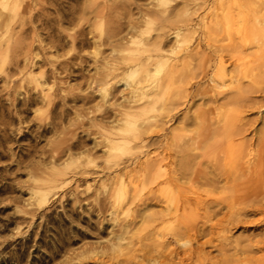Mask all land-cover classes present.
<instances>
[{
    "label": "rangeland",
    "instance_id": "1",
    "mask_svg": "<svg viewBox=\"0 0 264 264\" xmlns=\"http://www.w3.org/2000/svg\"><path fill=\"white\" fill-rule=\"evenodd\" d=\"M164 1L166 3L162 0H27L21 5L17 19L10 20L8 26L0 25V264H122L124 260H131L132 264H159L161 260L156 259L161 256L145 254L163 241L168 242V247L162 262L182 264L180 258L185 250L195 249L209 239L213 243L204 246V256L219 264H229L223 261L225 252L219 250L220 241L232 246L227 252L230 256L235 254L237 244L245 247L264 240L263 212L250 213L241 223L228 225L229 229L227 226V231L221 233L222 227L218 225L219 229L217 223L222 222V214L228 211L226 207L219 218L207 217L213 214V208L209 214L200 210L202 221L194 219L198 216L188 211L181 217L182 221L195 226H202L205 221L209 223L207 227L203 224L206 228L216 223L215 234L200 237L193 233L183 242L174 234L176 227L180 229V216L153 223L154 217L166 212L165 197L179 203L180 199L188 198L195 203L198 199L209 202L214 197L212 200L218 201L223 196V200L235 196L234 190L228 191L225 181L224 186L220 183L221 188L209 194L211 189L195 179L198 176H193L199 159L191 163L195 169L189 175L198 181L189 176L180 181V169L187 166L191 169L186 161L181 165V159L198 153L195 116L200 109L207 112L210 107L199 92L207 89L209 78L198 79L194 83L197 85L189 89L190 98L180 104V69L187 65L192 71H208L209 76L218 70L216 56L220 52L212 47L213 39L224 44L228 36L237 39L239 33L236 26L229 31L214 27V21L221 19L216 18L221 14L217 9L221 4L234 5L236 1ZM1 8L0 4V11ZM96 9H105L108 15L103 20L95 18ZM5 11L12 13L9 7ZM245 12L242 14L237 8L234 14L249 16L252 21L250 9ZM144 13L147 18L142 21ZM131 21H141L139 28H132ZM101 24L106 32L118 37L101 40ZM177 32L189 38L188 51L180 52ZM133 37L143 39L145 48L149 46L154 54L162 49L160 57L164 68L150 67L151 74L156 76L153 80L162 78L170 65L178 71L175 76L179 75L164 89L152 90V99L144 101H136L130 88L142 77L143 70L127 68L124 61L125 66H120L122 58H129L131 50L137 49L128 43ZM190 53L194 55L191 58ZM244 54H249V59L253 60L251 63L244 60L247 66L258 71V75H264V49L251 48ZM226 56L227 71H234L233 61ZM106 62L118 64L121 69L107 71ZM108 72L111 75L105 78L106 82H94ZM256 96L253 95L254 99H261ZM142 108L146 110L145 115ZM123 111L132 113L131 123L138 126L142 137L120 121ZM244 116L247 121H256L257 128L246 138L258 143L263 138L261 135L264 136V107L248 111ZM119 128L124 130L123 136L130 141L131 150H109L106 137L110 132L121 133ZM180 143L182 147L189 145L187 150ZM206 161L203 166L209 162ZM219 162V167L223 166L221 163L225 165ZM148 166L155 171L147 170ZM207 166L211 164L203 168ZM158 169L162 178L153 184L150 182L152 173ZM181 186L184 190L182 188L180 195ZM38 188L51 189L47 204H39L34 197ZM207 219L214 220L208 222ZM222 223L226 227L227 224ZM133 250L139 251L137 257L130 253ZM172 250L179 254L168 253ZM242 257L243 262L232 264H254L252 261L264 258V247ZM200 263L194 257L184 260L183 264Z\"/></svg>",
    "mask_w": 264,
    "mask_h": 264
},
{
    "label": "bare ground",
    "instance_id": "2",
    "mask_svg": "<svg viewBox=\"0 0 264 264\" xmlns=\"http://www.w3.org/2000/svg\"><path fill=\"white\" fill-rule=\"evenodd\" d=\"M162 1H163V3H166L164 0H162ZM235 1L236 2L234 3V5H233V3L227 4V2H226L225 4H221L220 8L217 7L218 8L217 11H220L221 14H217L216 18H218V19L221 18V19L217 20L216 23L214 21V25H215L214 27H217L218 30H219V27H221V29L226 28L224 30L229 31L232 27L236 26L237 27L236 31H237V33H239V35L237 34V36H239L237 39H236V37L235 38L232 37V35L231 36L227 35L229 37L228 41L226 39V41L228 43H226V41L224 40L225 41V42L223 41L224 44H221V42H220V44H218L219 42L216 41V38L213 39V42L211 41L212 45H214L212 47L216 50V52H220V53H218V56H216V57H218V60H217L218 70L214 74L209 76L208 71H192L191 70L192 68L190 69L187 65H185L182 70L180 69V104L182 101L190 98L189 96H191V95H190L189 89L191 86L197 85L194 83L198 79L203 80V79L209 78V79H207V80H209V85L206 87L207 89H205L204 91H199V90L198 91L200 92V95L202 93L205 96V98H206L205 102L210 105L209 108L207 107V109H208L207 112L200 109L198 114H196L197 117L195 116V118H197V120L195 119L196 121L194 120V123L196 122L195 124L196 125L198 124V126H197L198 127V132H197L198 133V137H197L198 142H197V149H195V150H197L198 153L196 155L197 151H195L196 156L193 157L192 154H189L188 156H186V158H182L181 159V165H182V161H186L188 164H191L192 162L195 163L199 159V162L197 161V167H195L196 169L197 168L198 169H197V171L195 170L196 174H193V176L194 177L198 176L195 179H197V178H198V180L200 179L201 182L202 181L204 182L203 185H206L208 188L211 189V192H209V194H212L213 192L219 190L221 188V186H219L220 183L225 181L226 185L227 186L229 185L228 191L230 192L231 189L234 190L235 194L233 192V195H235V196L228 198L227 200H223L225 198V196H223L224 197L223 199H222V197L220 198V200L221 199L223 200L220 203L218 202V201H220L219 198H218V201H215L217 199H215L214 201L212 200L215 197L210 199V201L212 200L211 202L209 201L210 203L208 202V200L200 201L197 197H195V199L197 198L198 201L196 200L195 203H191L188 200V198L185 199L186 197L184 198L185 200L180 199V203L178 200H172L169 197H165L166 201H164V202L167 205L166 212H161L160 215L154 217L153 223H157V222H161V221L164 222L166 220L169 221L172 218H170L169 220L167 218L171 217V216H174V217L180 216V227L178 226V228H180V229H177V227H176V230L174 233L175 237L178 240H180V242H183L187 239L189 240V238H191V235L193 236L194 234L195 235L198 234V235H200V237L201 236L206 237V236L215 234L214 228H215L216 223H214L213 226L211 223V225L209 226L210 228H206L209 225V223L206 224V222L204 221V223L206 224V227H205V225L203 226V224H204L203 223L202 224V226L204 227L203 228L201 225L197 224L195 226L194 224L192 225L191 223H189V221H186V220H185V222L182 221L184 219L182 218V220H181V217L186 216L188 211H190V214H195L198 216V217H196L194 215L195 216V218L193 217L194 219L201 220V216L199 219L200 210H204L205 213H208L213 208L214 209L213 212L211 211L213 214L208 213L209 216H207V215L206 216L208 218L209 217L211 218L210 215H212V216H214L213 218H215V217L219 218V216L222 214L223 210L226 207L228 209V211L224 212L225 215L222 214V217H223L222 222H225V224H227L226 227L224 225H222L223 224L222 222H220L219 224L217 223V226L220 225L222 227V229H220L221 227L218 226V228L220 230H222L221 233L222 232L224 233L225 231H227L228 225H232V226L235 225L236 226L237 224L241 223L243 217H245L246 215L248 216V214L250 215V213H252V214L257 213V212H261V213L263 212L264 213V202H263L264 201V139H263L264 136L261 135L260 138L263 137L262 138L263 140L262 139H260L261 141L258 140L259 141L258 143L253 142L254 141L253 138L251 140H248L247 138H248L249 133L253 130L257 131L256 130L257 129L256 128V121H249V120L247 121V119L246 120L244 119L245 118L244 115L248 111L253 110V112H254L256 109L260 110L261 107L262 108L264 107L263 106V103H264V75H261V76L258 75L257 74L258 71L257 72L253 71V69L249 66L252 69V71H251V69L247 66L246 63L247 62L251 63V61H253V60L249 59V54H247L248 57L245 56V54H244V51H246L247 49H251V48H257L258 50L264 49V4L262 2L264 0H258L259 2L256 0H235ZM25 2H27V0H0V4L2 5V8H3V11H2V8L0 11V25L5 26V25H7V23H10V20L13 21V20L17 19L19 17L18 11L20 10L21 5ZM160 2H161V0H160ZM120 6H118L117 8H119ZM7 7H9L11 9V12H12L11 14L5 13L6 12L5 10L7 9ZM99 7L97 9H99ZM111 7L112 6H110V9H113V7L112 8ZM236 7L241 10L242 14L245 12V11L243 12V10H246L248 8V10L246 11V12H248L250 9V11L252 12L251 15L253 16L252 17L253 20L251 21V19H250L251 17L249 18V16H248V18H246L247 17L246 15L244 17V15H242L240 13H238L239 15H237V14L235 15L234 14L235 10H237ZM244 8H246V9H244ZM97 9L93 12V14L95 15V18L103 20L105 18V15L107 14L106 10L105 9L97 10ZM156 13L158 14V12H156ZM159 14H161V13L159 12ZM163 14H162V16H163ZM146 16H147V13H144V15L142 16L144 19L142 21L146 20L145 19V18H147ZM139 22H141V21H139ZM139 22L136 23L134 21H131V27L136 30L137 27L139 28V25H138ZM214 27H213V30L215 29ZM99 30H101V32H100V39L101 40L106 39V40L110 41V40H115L116 37H118V35L115 33L109 34L108 32H106V29L103 28V24H101V28L99 27ZM218 30H217V32H218ZM212 33L214 34V32H212ZM212 33H211V35L213 36ZM209 34H210V30H209ZM141 35H143V34H141ZM217 35H218V33H217ZM139 37H133L132 40H130L131 38L129 39L128 43L131 46H136L137 49L131 50L132 54L129 55V58H127V59L122 58L121 63L124 61L125 65H127V68H128V66H129V68H131V67L138 68L139 67L143 70L142 77L139 79L138 82H136V84L132 85L130 88L132 89L131 93L135 96L134 99L137 98L136 101L137 100L138 101H144L146 99H152V98H150V97H152V93H150L152 90L164 89L167 84L169 85L172 82H174L173 81L174 78L176 79L177 76H179V75L177 74V76H175L176 73H178V71L177 72L174 71V68L172 69V67L170 65V70L167 71L162 78H159L158 80H153V78H155L156 76H155V74L154 75L151 74L150 67L152 69V66H156V68L162 69L163 62L161 61V57H160V52L162 51V49H157L156 51H154L155 52V54H154L152 50L148 49L149 46L147 48H145V46H147V45H145V43H143V39H139ZM175 37H177L179 40L178 41V43H179L178 47L180 48V52L188 51V49L186 47H188L189 38L186 36H182L178 32L176 33ZM221 40H222V38H221ZM210 46H211V44H210ZM223 53L226 54L229 57V59L233 61L234 68H235L234 71H227L226 66H225V63H226L225 56L226 55H224ZM193 56L191 55V53L188 54L189 58H191ZM227 56H226V58H227ZM189 58H188V60H190ZM244 60H247V62ZM248 60H250V61H248ZM106 63H107L106 67H108L107 71H118L119 69H121L122 67L125 66V65H123L124 63H122V65H120L121 68L118 64H115V63L110 64L108 62H106ZM202 65L203 64H201V66ZM208 65H210V64H208ZM133 68H131V69H133ZM254 69L256 70L255 66H254ZM202 70H203V67H202ZM110 75H111V72H108V73H106L105 76H103V78L96 79V80H94V82L104 83L105 78H108ZM106 81H107V79H106ZM246 81H248V83ZM197 83L200 84L199 82H197ZM244 83H246L248 85H246ZM223 89H225V90H223ZM157 94H159V93L156 92V96H158ZM253 95L254 96L257 95L256 97L261 98V99L260 100L254 99ZM136 96H138V97H136ZM132 101H130V102H132ZM154 101L156 102V100H154ZM152 102H153V100H152ZM148 103L150 105V102H148ZM133 104H131V105L134 107L135 105H133ZM182 104H184V103L182 102ZM227 107L230 109H228L227 111H224L225 108H227ZM143 108H142V110H143L142 114H144V111H146L145 110L146 107H145V109H143ZM129 109H126V110H129ZM207 109H205V110H207ZM124 111L122 113H120L121 115L123 114V116H122L123 119H121L120 121L124 122L126 125H129L130 128L132 127L133 131H136V133L138 132L139 136H141L139 133L140 129L138 128V126L135 123H131V118L133 117L132 113H129L128 111L127 112H124ZM250 113H252V112H250ZM139 114H141V113H139ZM134 116L136 117V115H134ZM138 116H141V115H138ZM263 128H261V129H263ZM118 131H120L121 133L110 132L111 135L106 137V141H108V143H109V150L110 151H122V150L124 151L126 149L131 150L132 148L130 149V146H129L130 141L126 137L123 136L124 130L119 128ZM259 131H260V129L258 130V133H259ZM144 134H146V133H144ZM144 134L142 132V135H144ZM256 134H257V132H256ZM134 135H136V134H134ZM246 136H247V138H246ZM134 137H135L134 139L136 140L137 139L136 136H134ZM181 143H183V141ZM181 143H180V146L182 147ZM255 144H258V145L255 146ZM128 146H129V148H127ZM187 146L189 147V145H184L182 148L187 150V148H188ZM183 149H181V151ZM193 152H194V149H193ZM206 159L211 164V166H210L209 162L207 163L210 166V167L207 166L208 169H206L207 167L203 168L204 166L207 165L206 164L203 166L204 161ZM219 161L225 163V165L221 163V166L222 165L223 166L219 167L220 165H217L220 163ZM214 162H215V164H214ZM146 163H147V165L151 164V162H146ZM157 163H158V165L161 164L159 162H157ZM183 163H185V162H183ZM194 163H193V166L195 165ZM152 164H153V162H152ZM212 164H214V165H212ZM158 165H157V168H159ZM190 166H191V169L188 168V166H187V169H182V168L180 169V181L182 179H187L188 176L190 175V172L192 173V171L195 169V168L194 169L192 168V164ZM149 168H151V166L150 167L148 166L147 170H149ZM152 170H154V169H152ZM152 170L150 171V173L153 172ZM162 172L164 173L165 171H163V169H162ZM193 173H195V172H193ZM152 174H153L152 175L153 177H152V181H150V182L153 184L157 183V181L159 180L160 177L162 178V175L160 173V169H158V171H156L155 173H152ZM189 177H191V176H189ZM195 179H193V180L196 181ZM164 180H162V182ZM182 186L180 189V195L182 193V191H181L182 188L184 190V187H182ZM223 186H224V184H223ZM225 188H227V187H224L223 189H225ZM205 191H207V190H205ZM226 192H227V189H226ZM226 192L224 191V193H226ZM229 192H228V194H229ZM50 193H51V189L49 190V188H45V189L44 188H38V190L35 192L34 197L37 198V202L39 204L43 205V204H47L49 202ZM206 193L207 192H204V194H206ZM227 196L229 197L230 195H227ZM205 197H206V195H205ZM192 198H194V197H192ZM208 199H209V197H208ZM194 205L196 206L195 210L193 209ZM191 211H194V212L191 213ZM191 219H192V217H191ZM207 220L209 222V220L213 221L214 219H207ZM259 221L261 222L263 220L259 219ZM162 224L163 223H161V226H162ZM200 226L203 229H200L201 228ZM217 226H216V228H217ZM228 229H229V226H228ZM216 230L217 229H215V231ZM160 231L161 230H159V232ZM219 233L220 232H218V234ZM156 234H158V232ZM159 234H161V233H159ZM159 239H161V238H159ZM195 240H196V238H194V241ZM191 241H192V239H190V242ZM220 242H221L220 245H218V247H220L219 250L221 253L225 252L223 254V257H224L223 261L225 263H229V264H232V262H234V261H237L239 263L243 262L241 260V258H243L242 256L254 253L255 251L260 250V248L264 247V240H262V241L258 240V244H256V245L251 244V245H248L245 247H243V246L240 247V245L237 244L235 247V249H236L235 254L229 256V255H227V252L230 251V248L232 246L229 244H226L227 243L226 239H225L226 243H222L223 241H220ZM167 243L168 242L165 243L164 241L161 243H158L155 249L147 251L145 255H150V254L156 253L158 255V256L156 255V257L161 256L160 259H156V260H161L160 261L161 263L159 262V264H164V262H162V259H163V255H165L164 253L167 252V247H168ZM212 243H213L212 239H209L207 242H205L201 246L198 245L199 247H197L195 249L185 250L182 254L183 258L182 259L180 258V262L183 264L184 260H187V261L193 260V258L196 257V258H198V260H200V262H201L200 264H205V262H207L209 264H219L218 261H214L212 258H208L207 256H204V254H203L204 253V246L207 244H212ZM168 250H169V248H168ZM131 252H132V255L137 257L136 253L139 251L133 250V251H130V253ZM120 253L123 254V251H120ZM168 253H170L171 255L172 254H177V255L179 254V253H176L175 250L169 251ZM168 253H166V254H168ZM145 255H144V258H145ZM180 255H181V253H180ZM179 256H177V257H179ZM156 257H154V258H156ZM167 257H169V256H167ZM166 259L169 260L168 258H166ZM166 259H164L163 261H165L167 263ZM239 260H241V261H239ZM156 262L157 261H155V263ZM248 263H249V260H248ZM252 263L264 264V258L257 259V260H255V262L252 261ZM122 264H132V262H131V260H124L122 262Z\"/></svg>",
    "mask_w": 264,
    "mask_h": 264
}]
</instances>
